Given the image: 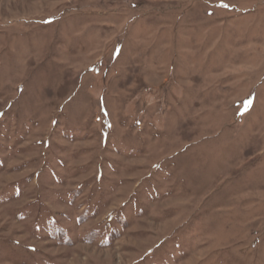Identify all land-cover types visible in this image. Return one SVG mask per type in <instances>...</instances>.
<instances>
[{
	"label": "rangeland",
	"instance_id": "obj_1",
	"mask_svg": "<svg viewBox=\"0 0 264 264\" xmlns=\"http://www.w3.org/2000/svg\"><path fill=\"white\" fill-rule=\"evenodd\" d=\"M0 264H264V0H0Z\"/></svg>",
	"mask_w": 264,
	"mask_h": 264
}]
</instances>
